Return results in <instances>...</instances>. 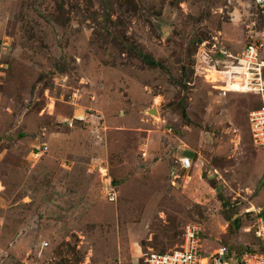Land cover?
Listing matches in <instances>:
<instances>
[{
  "label": "rangeland",
  "instance_id": "rangeland-1",
  "mask_svg": "<svg viewBox=\"0 0 264 264\" xmlns=\"http://www.w3.org/2000/svg\"><path fill=\"white\" fill-rule=\"evenodd\" d=\"M263 35L255 0H0V264H143L188 224L258 248L261 101L212 87Z\"/></svg>",
  "mask_w": 264,
  "mask_h": 264
},
{
  "label": "built area",
  "instance_id": "built-area-1",
  "mask_svg": "<svg viewBox=\"0 0 264 264\" xmlns=\"http://www.w3.org/2000/svg\"><path fill=\"white\" fill-rule=\"evenodd\" d=\"M260 8L264 7V0H255ZM202 52L207 51L205 44H202ZM212 48H217L216 43ZM264 35L260 39L251 42L241 50L238 55H231L222 47L218 48V56L227 61L226 69L223 71L225 81H221L212 88L222 95L225 91L241 92L258 95L261 104L258 108L252 109L248 113V124L251 139L256 147L264 148ZM240 80V81H239ZM244 80V81H243ZM237 82H245V87L241 85L233 86ZM47 150L43 147L35 155H41ZM181 170L191 168V160L187 156L178 159ZM104 179L102 189L109 202L117 200V192L113 187L112 180L108 176L106 169L100 170ZM253 233L258 241V248H247L241 254L231 253L226 247L220 246L212 253L202 256L200 246L199 229L188 224L183 229L182 241L179 249L169 252L157 253L148 252L143 256V264H264V207L257 212V218L253 225Z\"/></svg>",
  "mask_w": 264,
  "mask_h": 264
},
{
  "label": "crops",
  "instance_id": "crops-1",
  "mask_svg": "<svg viewBox=\"0 0 264 264\" xmlns=\"http://www.w3.org/2000/svg\"><path fill=\"white\" fill-rule=\"evenodd\" d=\"M261 208L258 209V211L260 210Z\"/></svg>",
  "mask_w": 264,
  "mask_h": 264
}]
</instances>
